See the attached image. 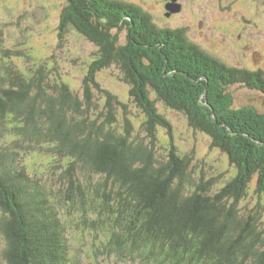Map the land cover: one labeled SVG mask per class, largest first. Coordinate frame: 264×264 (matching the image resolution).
I'll return each mask as SVG.
<instances>
[{
	"label": "trees",
	"instance_id": "obj_1",
	"mask_svg": "<svg viewBox=\"0 0 264 264\" xmlns=\"http://www.w3.org/2000/svg\"><path fill=\"white\" fill-rule=\"evenodd\" d=\"M65 1L58 38L71 28L96 48L80 96L46 63L11 64L0 29V264H67L66 211L119 235L108 252L141 264H264V71L219 61L136 4ZM111 67L143 115L136 133L95 80ZM158 103L224 164L182 155ZM24 152L49 168L45 186Z\"/></svg>",
	"mask_w": 264,
	"mask_h": 264
},
{
	"label": "rangeland",
	"instance_id": "obj_2",
	"mask_svg": "<svg viewBox=\"0 0 264 264\" xmlns=\"http://www.w3.org/2000/svg\"><path fill=\"white\" fill-rule=\"evenodd\" d=\"M123 1L136 4L149 12L153 23L159 27L185 28L189 41L199 44L202 50L221 62L264 71V0H168V3L179 5V11L171 14L169 20L162 15L168 14L163 5L166 0ZM64 6L65 0H0L3 46L12 52L9 58L14 66L22 68L30 66V63H46L54 70L53 75L59 76L72 94L80 96L82 82L89 63L95 59L96 48L71 28L66 29L61 39L58 38V19ZM18 53H24L27 57H21ZM2 60L0 56V63ZM95 80L101 89L110 92L124 104L130 112L132 132H138L143 115L129 96V88L121 81L117 68L99 71ZM230 91L241 105L260 102L251 92L240 89ZM259 106L264 110V103ZM156 107L172 125L173 142L182 155H189L196 159V163L205 165L224 164V161H219L221 156L216 149L211 148L208 137L189 130L180 114L164 109L160 103ZM157 137L159 144L166 145V135L162 130L157 132ZM23 161L33 170L29 173L30 177L45 186L49 168L40 164L37 155L28 153ZM66 212L68 220L65 231L70 246L67 264H141L128 254L123 258L108 252L115 250L112 243L116 238L120 240V247L125 244L119 235H110L103 228L91 229L87 221L79 222L80 214ZM108 240L112 242L107 249Z\"/></svg>",
	"mask_w": 264,
	"mask_h": 264
},
{
	"label": "water",
	"instance_id": "obj_3",
	"mask_svg": "<svg viewBox=\"0 0 264 264\" xmlns=\"http://www.w3.org/2000/svg\"><path fill=\"white\" fill-rule=\"evenodd\" d=\"M165 10L168 11V14L166 13V16L169 17L171 14H175L179 11V5H176L175 3H168L165 5Z\"/></svg>",
	"mask_w": 264,
	"mask_h": 264
},
{
	"label": "flooded vegetation",
	"instance_id": "obj_4",
	"mask_svg": "<svg viewBox=\"0 0 264 264\" xmlns=\"http://www.w3.org/2000/svg\"><path fill=\"white\" fill-rule=\"evenodd\" d=\"M167 1H168V0H167ZM167 4H168V2H167ZM170 16H171V15H170ZM170 16H169V17H170ZM169 17H168V18H169Z\"/></svg>",
	"mask_w": 264,
	"mask_h": 264
}]
</instances>
